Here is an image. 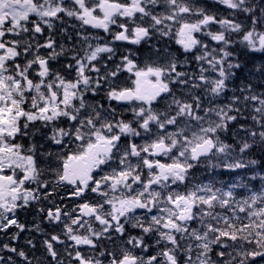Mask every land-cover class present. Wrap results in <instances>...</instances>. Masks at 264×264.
<instances>
[{"label":"snow or ice","instance_id":"snow-or-ice-1","mask_svg":"<svg viewBox=\"0 0 264 264\" xmlns=\"http://www.w3.org/2000/svg\"><path fill=\"white\" fill-rule=\"evenodd\" d=\"M212 4L0 0V264H264V175L193 171L258 163L264 0Z\"/></svg>","mask_w":264,"mask_h":264},{"label":"trees","instance_id":"trees-1","mask_svg":"<svg viewBox=\"0 0 264 264\" xmlns=\"http://www.w3.org/2000/svg\"><path fill=\"white\" fill-rule=\"evenodd\" d=\"M243 56H241V62L242 64H245L247 66L250 67L249 64V57L253 56L251 53H246L243 52ZM256 57L254 63L256 64H260L261 62H264V55H254ZM245 75H247V72H245ZM253 80H255V77H253ZM246 159H253V160H257L258 163L251 169H244V170H237L235 172H229L230 174H237V181H239V179H243V181L245 183H249V177L252 175H264V148L260 147L259 145H257V147L255 148L254 151H251L249 154H247ZM215 172V170H214ZM204 175H207L206 172H204ZM209 178V177H208ZM233 177L227 176L226 177H220L218 176V181L220 182H227V183H233L234 178ZM217 179V178H216ZM250 187H253V190L255 191H260L262 188H264V184H262V182L260 180H253L250 183ZM237 192H243L244 196H247V191L244 189L242 191H240V189H236Z\"/></svg>","mask_w":264,"mask_h":264},{"label":"flooded vegetation","instance_id":"flooded-vegetation-1","mask_svg":"<svg viewBox=\"0 0 264 264\" xmlns=\"http://www.w3.org/2000/svg\"><path fill=\"white\" fill-rule=\"evenodd\" d=\"M200 2L201 3H204V4H206V5H208L210 8L211 7H215V6H213V4H212V0H200ZM221 12H223V9H222V7H221ZM102 34V33H101ZM103 35V34H102ZM170 47H172V48H176V47H178L177 45H175V44H172ZM23 220V219H22ZM22 242L24 243V241H23V239H22ZM40 253H43V249H41L40 251H39Z\"/></svg>","mask_w":264,"mask_h":264},{"label":"rangeland","instance_id":"rangeland-1","mask_svg":"<svg viewBox=\"0 0 264 264\" xmlns=\"http://www.w3.org/2000/svg\"><path fill=\"white\" fill-rule=\"evenodd\" d=\"M223 169H217V171H222ZM216 171V170H215ZM217 171H216V173H217ZM224 173H226V172H224ZM43 237H41V239H42ZM20 244L22 243V240L19 242ZM40 252H37V256H40Z\"/></svg>","mask_w":264,"mask_h":264}]
</instances>
